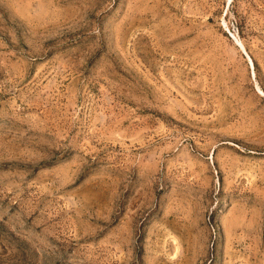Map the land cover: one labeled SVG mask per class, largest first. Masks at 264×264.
Instances as JSON below:
<instances>
[{
    "label": "rangeland",
    "instance_id": "rangeland-1",
    "mask_svg": "<svg viewBox=\"0 0 264 264\" xmlns=\"http://www.w3.org/2000/svg\"><path fill=\"white\" fill-rule=\"evenodd\" d=\"M0 264H264V0H0Z\"/></svg>",
    "mask_w": 264,
    "mask_h": 264
}]
</instances>
